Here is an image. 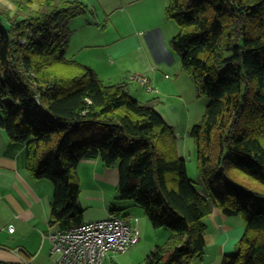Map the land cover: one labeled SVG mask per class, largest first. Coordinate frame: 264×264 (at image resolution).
<instances>
[{"label":"trees","instance_id":"obj_1","mask_svg":"<svg viewBox=\"0 0 264 264\" xmlns=\"http://www.w3.org/2000/svg\"><path fill=\"white\" fill-rule=\"evenodd\" d=\"M11 1L16 11L0 7V127L26 144L31 175L52 182V222L82 223L77 169L98 158L118 167V198L171 231L141 264L201 259L205 220L216 206L245 223L237 253L222 264H264V0H168L165 7L180 26L171 48L210 99L189 131L200 187L152 100L135 98L128 81L104 83L67 56L71 22L89 10L83 0Z\"/></svg>","mask_w":264,"mask_h":264},{"label":"crops","instance_id":"obj_2","mask_svg":"<svg viewBox=\"0 0 264 264\" xmlns=\"http://www.w3.org/2000/svg\"><path fill=\"white\" fill-rule=\"evenodd\" d=\"M111 1L112 0L108 2ZM79 19H82L83 22L79 26V29H76L75 24ZM95 21L100 22V19L96 20L95 18L91 19L90 17H76L71 22L72 35L70 44L78 36V31H80L81 35H84L90 30H93V33L94 30H103V25ZM139 41L142 46H146L147 39L140 37ZM151 43L156 44L154 41ZM138 48L139 47H137L136 52H138ZM166 50L167 56L164 57L161 54L160 47L146 46L141 47L140 49V54L136 59L139 63L136 66L135 72L143 73V75L147 76L151 85H155L154 81L156 82V85H158L157 81L159 73L160 78H164V75H168L165 74L166 72L164 73V71L170 69V67H168L170 63L176 65L179 61V70H183L181 69L183 67L178 53L175 51L170 52L168 49ZM77 54L78 52L71 54V56H67L77 60ZM122 56L123 53L116 57L120 58ZM90 67L97 71L94 66ZM101 69L102 76L100 77L104 82L106 77H110L109 74L111 72L107 68ZM118 74L119 72L113 75ZM124 78L125 77H115L114 79H116V81L109 80L106 84L127 81ZM151 93L157 94V96L158 94L163 95L162 90L158 91L155 87ZM137 94H141V91H138ZM133 96L139 99L138 95ZM149 101L151 100L149 99ZM82 164H89L88 170L90 173H92L91 169L93 166L95 184L92 185L96 186L94 190H87V187L83 186L80 172ZM77 172L81 184V195L79 199L80 207L82 209L84 207L92 209L98 207L103 210L107 209L109 213L101 219L109 218L114 215L123 217H131L132 215H135L138 219L137 226L141 238L137 244L138 246L143 240V231L146 230L147 226L146 224L145 226H142L141 220L144 219V216L140 215L138 211H128V214L122 215L123 211L130 203L118 202L117 200V185L119 181L118 167H107L98 158H87L79 163ZM84 192L85 197L82 199ZM52 199V182L46 179H36L28 170L26 144L12 141L5 129L0 127V264H22L23 259H30L31 257V264H55V259L51 254L52 243L48 234L72 226V221L67 219L58 223L52 222ZM115 203L117 204V207H115ZM113 210L115 211L113 212ZM92 220H86L82 217L81 221L88 222ZM205 222L207 225L205 253L201 259H198L191 264H222L226 255H234L237 253L239 242L245 233L244 220L240 216H227L216 206ZM10 227H14L15 229L11 231ZM165 234L166 236H169L168 233ZM117 255L118 253L110 256L115 257ZM121 264H136V262H121Z\"/></svg>","mask_w":264,"mask_h":264},{"label":"rangeland","instance_id":"obj_3","mask_svg":"<svg viewBox=\"0 0 264 264\" xmlns=\"http://www.w3.org/2000/svg\"><path fill=\"white\" fill-rule=\"evenodd\" d=\"M83 1L89 6V10L80 18L100 19V22H95L102 24L103 30H94V33L93 30H90L84 35H81L80 31H78V36L67 49V55L71 56V54L78 52L77 60L94 66L98 72L94 70L100 79V76H102L101 68L109 69L111 72L109 74L110 77L104 79L105 83H108L109 80L116 81L115 77H125V80L131 82L130 90L132 95H138L139 100L142 102H147L149 99L153 100L155 108L171 126L173 125L175 135L178 138L180 155L187 162L188 175L200 187V184H198L197 148L195 140L190 136L189 131L195 124L200 123L204 119L210 99L197 93L195 84L187 72L183 68H181L183 70H179V61L176 65L174 63L169 64L168 67L170 69L164 71L168 75H164V78H160V73L158 74V85H156L155 81V85L152 84L153 88L155 87L158 91L162 90L163 95L158 94L157 96V94L151 93L152 91L147 92L144 86L136 80H132V76L139 73L135 71L139 63L136 59L140 54L141 47H160L161 54L164 57L167 56L166 49L170 52L173 51L171 40L180 31V26L175 20L168 19L166 16L165 7L168 4V0ZM0 7H8L14 11L17 9V5L11 0H0ZM82 22V19L77 20L76 29H79ZM139 36L147 39L146 46L140 44ZM152 41L156 44H152ZM137 47H139L138 52H136ZM120 52L123 53V56L117 58L116 56H119ZM117 72H119L118 75H113L117 74ZM138 91H141V94H137ZM88 166L89 164H82L80 169L82 182L83 186L87 187V190H94L96 188L95 185H92L95 184L94 169L92 166V173H90ZM84 197L85 192L82 199ZM117 200L118 202L130 203L122 215L128 214V211H138L140 215L144 216V219L141 220L142 226L146 224L147 227L143 231V240L138 246L136 245L137 248L135 246L127 252L118 253L115 257L110 255L117 253H111L105 257L104 264H121V262L129 263L130 261L141 264L156 246L167 242L171 236V231L167 228H154L143 209L133 201L119 198ZM115 205L117 207L116 203ZM82 210L83 217L86 220H99L109 213L107 209L103 210L98 207L93 209L84 207ZM132 216L136 218L135 215ZM165 233H168L169 236H166Z\"/></svg>","mask_w":264,"mask_h":264},{"label":"built area","instance_id":"obj_4","mask_svg":"<svg viewBox=\"0 0 264 264\" xmlns=\"http://www.w3.org/2000/svg\"><path fill=\"white\" fill-rule=\"evenodd\" d=\"M147 91H153L147 76L138 73L132 76ZM138 219L118 215L105 219L82 222L66 229L48 234L52 243L51 254L55 264H104L111 253H124L140 241ZM15 228L10 227L13 231ZM23 259L22 264H31Z\"/></svg>","mask_w":264,"mask_h":264}]
</instances>
